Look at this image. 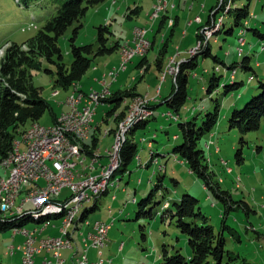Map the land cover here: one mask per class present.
I'll return each instance as SVG.
<instances>
[{
    "label": "rangeland",
    "instance_id": "1",
    "mask_svg": "<svg viewBox=\"0 0 264 264\" xmlns=\"http://www.w3.org/2000/svg\"><path fill=\"white\" fill-rule=\"evenodd\" d=\"M64 1L65 0H30L29 2L31 4L26 7L21 5L18 0H0V48L4 47L7 42H17L22 44L27 41L46 23L48 19L52 18L57 13ZM157 2L158 0L156 3ZM192 2L198 3L199 8L197 9V12L202 15V17H206L210 13L211 8L216 5L217 0H191L190 4ZM248 2H250V11L257 15V18L255 17V19L251 20L248 28H259L261 33H264V0H235L236 6H243ZM180 4L183 6L184 0H181ZM138 5L143 6L140 15L138 17L134 15V19H127L125 14L129 12L128 8L132 9ZM151 5L152 0H107L98 5L89 7L86 15L81 18L80 22H76L69 27L66 33L59 38V46L64 55L65 63L70 66L73 60L69 39L73 35V29L76 25L82 24L76 38V43L78 45H86L90 43L95 44L97 27L103 24L110 25L111 30L114 32L113 40L119 37L124 39L130 34L133 25L139 23L141 18L145 19L148 8H150ZM204 5H207L205 10L201 7ZM170 6L171 3L169 1L168 8ZM150 15L149 21H151V26L155 24L156 27L155 32L149 33L148 36L152 39L156 36L160 38L159 34L161 32H158L160 20H158V22L156 20V22L152 21L150 20ZM213 16L216 15L213 14ZM231 18V16L226 18V27L223 29V32L218 35L220 38L219 42L214 41L215 38L217 39V35L214 36V39L211 40V47L213 48V55H217L227 66H231L236 62L237 81L243 79L244 85L227 95L223 94L221 87L219 88L220 93L209 95L207 92V86L209 78L213 73L216 72L218 76H222L221 85L233 81L229 75L224 73V64L215 62L213 57L210 56L206 58L200 57L198 67L194 71L199 74V79L194 78L193 72L191 73L189 88L190 99L182 111L179 114L171 111L174 117L167 118L161 114V111L167 108L161 106L157 108L156 118L154 117L150 120L148 127L146 129H140L136 133L135 140L138 143L139 154L143 157L142 164L145 165L151 158V150L148 148V143H146V141H148L152 142L154 145V152L161 155L167 154L166 157H159L161 164L165 165L167 170H160L161 164L155 160L150 162L149 167L147 166L148 168H140L138 167V159L135 158L129 165L128 171L123 175L119 174L116 177L117 180H121L120 186L123 190H127L129 197H127V193L119 188L116 191L118 196L117 200L111 201V198L109 197L113 196L114 190H109L111 195H108L109 197L104 196L99 203L98 210L92 213L88 218V220L93 223L99 218L104 220V218L110 217L106 209L108 205H112L117 214L121 216L117 221L116 218H114L116 221V225L112 229L114 237L110 236V242L108 239L106 244L107 246L108 242L109 245L116 242L113 246H117V244L119 246L122 241L125 243L124 251L122 253H118L116 249L111 248L114 264L117 262L118 264H162L164 248H166L171 254L179 250L180 253L187 257V252H191L188 236L177 227L175 221H171L170 218L163 220V215L167 211L164 208V203L167 201L172 205L173 202L178 201L185 193L192 194L200 200V208L209 218L210 223L214 226L215 232L222 234L225 237L227 250L232 251L234 254H241L243 257L247 258L248 264H264V121L259 130L247 134H242L237 128H231L229 124V118L232 111L235 108H243L247 102L260 93L258 87L259 83L264 81V61L262 62L258 57L261 54L264 60V50H262L264 47V39L262 40L256 36L252 30H248V32L246 31V33L243 34L242 38H245L247 42V45L244 46V48H241L243 52L245 51L244 55L252 53L255 46V50L250 56L252 66L256 73H258V77H254L252 82H249V77L253 75V72L246 70L241 66L243 56L239 57L242 54H240L239 51H236L238 27L235 28L234 34H226L227 29L232 26ZM192 22L193 20L191 23ZM32 23L36 24L37 28L29 29V26ZM255 25H258V27ZM140 26L141 25H135L133 27L132 38L129 40L126 39L128 42L125 41L124 44L133 41V30ZM203 27H205V25L200 28ZM23 28L25 30H23ZM145 28L147 29L148 27L145 26ZM168 29L169 27H165L163 34H165V30L167 32ZM170 33L171 31L167 32L168 38L171 37ZM170 42H173V39ZM124 44L121 46V49ZM151 47L152 42L150 48ZM0 51L4 52L3 49ZM3 52H0V57ZM149 52L150 49H148L147 54ZM153 53L154 52L151 51L148 57H150L152 67H156V63L152 60ZM117 55H119V52L115 51L106 56L114 57ZM136 59L138 61V59H140L139 56H137ZM41 61L42 68L33 71L34 83L36 86L42 88L43 95L46 98H48L51 92L52 94L57 95L58 91L61 90L60 94L49 98L50 101L52 100L54 110H58V108H56L57 102L63 101L62 98H64V95L68 94L69 91L64 89L53 90L52 76L46 73L45 69H54L55 65L45 59H41ZM179 61L180 59L175 61L174 64H178ZM257 62L262 64L261 68L256 66ZM172 63L173 59H171L170 64L173 65ZM118 67L119 64L113 67V69ZM118 70H120V67ZM141 70L142 69L133 67L131 73L129 72L130 74L125 76L127 77L129 75L125 81V77L121 78V75L118 74L120 75L119 80L111 86V89H120L121 85L124 84L126 85V88L137 84L139 89H145L148 84L153 83V86L156 88L160 85L166 96L171 94L173 87V76L171 74L165 77L166 81L161 82L160 77H157V71L153 68L144 76L142 75ZM205 70L208 72L206 73ZM220 71L222 72L220 73ZM133 75L137 76V81H132ZM114 80L116 81V77ZM202 80H204L203 84L201 83ZM192 89H194V91H192ZM71 93L72 91L70 94ZM69 95L67 96L65 103L70 97ZM213 99H219L221 103L219 123L214 128L212 134L206 135L202 139L200 146L205 150L210 169L215 172V179H218L221 182V187L224 190H228L231 193L233 200L237 202L235 204L236 206L229 209L228 214L226 215L224 213L225 210H227V207L221 200L214 196L211 190L205 188L203 179L197 174L191 172L187 161L182 164L180 161L175 160L174 157L168 159V156L171 154L174 147L182 143L181 130L178 124L185 120H192L195 117H197V123L201 124L206 112L214 109L215 103ZM132 104L133 103L129 102V109ZM109 108L108 103L101 104L94 117V123L101 125L103 135L110 127L114 126L113 123L106 124L103 122V117ZM188 108L195 110H193L192 114L186 115L188 113ZM130 110L127 111V113H129ZM39 123L43 127H49V125L53 123L51 111H47L40 119ZM167 131L168 133H166ZM155 135L157 137L154 139ZM177 135L180 137L178 138ZM175 136H177L178 139L175 138ZM241 138L244 139V143H241ZM114 139V136H108L106 139L108 145L111 146V142H114ZM140 139L142 140L140 141ZM209 140L210 143L207 142ZM207 143L208 145L206 146ZM241 148L244 160L243 162H238L236 154L238 149ZM99 149H101V147H99ZM24 150L25 148L23 147L22 151ZM180 159L182 160L183 158ZM222 159H224V165L222 164ZM165 161H167V164ZM130 171H132L131 174L129 173ZM173 172H176V175L173 174ZM3 175L4 172L0 171V176ZM159 175H165V177L162 188L156 191L157 194L154 203L158 200H163L164 196H166V200L163 201V204L161 205L152 204L155 212V217L153 219H137L136 212L138 210V204L142 199L147 198L151 190L154 189L155 185L158 183ZM173 179L178 180L179 183H175ZM41 185H43V182H41ZM28 188L29 186L27 185V189ZM70 194V188H65L61 198L63 199ZM22 196H24V193ZM133 197H136V199ZM22 198L24 199V197H21L15 203L18 202L20 204L23 200ZM134 200L136 202H134ZM25 204H28L27 206L31 207L29 202ZM92 204L93 203H90L87 206L90 207ZM127 204L129 207H124V205ZM150 207L151 206H149V208ZM121 209H124V214H121ZM128 211L129 215H126ZM51 224L58 228L61 227V229H66L69 226H65L69 225L70 222L65 221L64 223L61 219H54L50 221V225ZM142 225L146 226V240H143L142 238L140 230V226ZM225 225H227L228 228L224 227ZM34 226V223L27 225L31 230H33ZM42 227L43 225H40L38 229H41ZM87 228V226L82 227L83 230H87ZM80 238V233L77 232L75 234V240L80 241ZM80 245L82 246L81 241ZM80 245L78 244V247L82 248ZM15 246H17V244H15L11 231L3 234L0 233L1 264H17L18 256L16 253H21V251H15ZM12 251H15L13 255H16L17 257L11 254ZM103 251L106 253L109 250L104 248ZM6 253L10 255H7ZM106 258L105 255L103 260L106 262L108 260L113 261L111 258Z\"/></svg>",
    "mask_w": 264,
    "mask_h": 264
},
{
    "label": "trees",
    "instance_id": "2",
    "mask_svg": "<svg viewBox=\"0 0 264 264\" xmlns=\"http://www.w3.org/2000/svg\"><path fill=\"white\" fill-rule=\"evenodd\" d=\"M29 1L30 0H18L21 5L26 7L31 4ZM105 1L107 0H65L57 13L52 18L48 19L27 41L22 44L7 42V44L2 47L4 52L0 57V165L8 159L13 152L15 140L21 138L32 124L39 123L40 119L47 111H51L53 123L56 122L58 117L55 114L52 102L43 95L42 88L36 86L34 83L33 71L42 68L41 59H45L55 65L54 69H45V72L52 76L53 89L59 88L68 90L72 85H78L79 81L91 68L94 59L99 56L112 54L121 49V38L113 40L114 32L111 30L109 24H103L97 27L95 44L78 45L76 43V38L79 29L82 27V24H79L74 27L73 35L69 39L73 59L72 63L68 66L64 61V55L59 46V38L66 33L69 27L76 22H80L81 18L86 15L89 7ZM219 2L220 0H217V4L211 9V12L217 10ZM224 6H226V9L224 11L221 10V15H224L223 27L218 33L223 32V29L226 27L225 20L231 16L232 26L227 29L226 34H234L235 28L238 27V29H244L245 32L252 30L256 36L262 40L264 39V33H261L258 28H248L250 24H247V19L251 14L250 2L243 6H236L235 0H224ZM227 8L230 9L226 13ZM140 12L141 6L138 5L132 9L130 8L129 12L126 14L127 17L134 18L139 15ZM214 15H216V12ZM212 22L213 18L208 24L210 25ZM164 23L165 20L163 19L161 24L163 25ZM200 29L201 28H199V30ZM160 31L161 30H158V32ZM200 37L202 36L198 32V38ZM211 40L212 39L207 42L199 54L190 56L188 59L179 62L178 73L173 76L172 92L169 96L164 97L160 103L151 104L154 113L157 106L160 104L166 107L167 111H173L177 114L186 106L190 99L189 88L191 73L197 69L200 55L204 57H213L215 62H220L227 66L223 61L219 60L218 56L211 53ZM168 46L169 41L166 39L160 50V56L156 60V67L161 72V76L167 68L163 69L162 65L163 58L168 52ZM244 53L245 51L243 52L242 50L240 53L242 55H238L239 57L243 56L241 66L246 70L255 72L250 63L251 56L244 55ZM145 59L146 57L140 62L142 68H144L143 63ZM236 66V62L231 66H227L229 68H235L233 75L227 74V68H225L224 71V73L229 75L232 79L233 82L231 83L221 85L222 76H218L216 72L212 74L207 86L209 95L220 93V87L222 88L223 94L227 95L244 85L243 81H236ZM148 69L149 67L146 68V70ZM205 72L207 73L208 71ZM221 72L222 71H220V73ZM253 77H255V75L252 76V80ZM249 82H251L250 78ZM258 88L260 89V93L247 102L243 108H235L229 118L230 127L239 129L242 134L259 130L264 121V81L259 83ZM139 96H142V94L136 93L135 85L132 88L112 91L111 96L105 100L104 103H108L110 108L105 113L103 122L106 124H114L113 127L108 129L109 135L114 136L116 134L118 130L117 126L127 117L126 114L129 109V102H132V100ZM213 101L215 103L214 109L206 112L201 124L197 123V117L178 124L181 130L182 143L175 146L171 153L186 160L191 172L203 179L207 189L211 190L214 196L221 200L227 207L224 213L226 215L229 209L236 206L235 204L237 202L233 200L228 190H224L221 187V182L215 179V172L210 169L205 150L200 146L202 139L206 135L212 134L214 128L219 123L221 103L219 99H213ZM155 116L156 115H154V117ZM150 120L136 123L128 132L126 142L123 144L120 151V166L116 172V177L128 171L129 165L134 161L136 155H138L139 147L135 140L136 133L140 129H146ZM101 132V125H98L92 134L90 140L91 144H86L85 147L83 145L84 148H89L88 152H84V154L91 152L90 148L92 150L98 149ZM166 133H168V131ZM241 143H244L243 138H241ZM207 145L208 143L206 146ZM151 154V161H158L156 152H154L153 149H151ZM90 156H93L92 152ZM236 157L238 162H243L244 156L242 154V148L238 149ZM148 164L149 162L145 164V168ZM163 177V175L158 176V183L155 185L154 189L151 190L147 198L139 202L136 212L137 219H153L155 217V212L152 204L161 205L163 201L166 200V196H164L163 200H158L154 203L157 194L156 191L163 186ZM173 180L177 183L175 179ZM149 206L151 207L149 208ZM97 207V203H94L89 208H86L81 219H88L87 217L94 213ZM164 208L167 211L163 215V220L170 218L171 221H175L177 227L188 236L191 255L186 257L180 253L179 250L171 254L164 248L162 264H248L247 258L239 253L234 254L232 251L227 250L225 237L215 232L214 226L200 208V200L196 196L185 193L178 201L173 202L172 205L166 201L164 203ZM57 218H59L58 215L42 217L41 219H35L30 214L5 216L0 212V233L22 229L30 223L44 224L47 220ZM224 227L228 228L227 225ZM145 229L146 226H140L143 240L147 238Z\"/></svg>",
    "mask_w": 264,
    "mask_h": 264
},
{
    "label": "built area",
    "instance_id": "3",
    "mask_svg": "<svg viewBox=\"0 0 264 264\" xmlns=\"http://www.w3.org/2000/svg\"><path fill=\"white\" fill-rule=\"evenodd\" d=\"M160 9L161 5L155 6V13H153L150 20L155 21L160 17ZM225 9L224 0H220L217 10L213 12L214 14L216 12V18L214 17L210 25L208 24L199 30L202 37L198 38L196 45L189 49L188 53L191 56H195L202 51V46H205L207 35H211V28L215 26L216 22L221 21V10L224 11ZM256 16V14L251 13L247 19V24H250L251 20ZM196 21L201 22V17L198 16ZM148 31L149 29L147 28L143 33H136L135 42H130V49H128V52H125V61L120 66V70H111L112 82L114 75H118L123 69H127L132 59L142 55L145 48L150 46L151 41L147 36ZM243 31L244 29H238L236 51H242L240 41L243 37ZM174 63L169 73L172 76H175L179 70V63ZM234 70L235 68L227 67V73L233 74ZM197 76L193 72V77ZM160 80L163 82L166 81V78H160ZM250 80H252V76ZM107 84L103 81L104 87L101 90H96V97H103V103L112 93L110 86ZM143 99H146V106L141 107L140 111H135V115H132L131 118L141 114H154L149 95L144 94ZM74 102H81L83 104V117H74ZM89 104H96V99L87 98V92L82 89L76 90L75 100L71 104V111H64L63 115L57 117L55 123L49 125V128L46 129L43 135H40L39 138H34L31 150L27 153L26 162H21L17 167H12L10 180L5 184V195L1 199L3 207H9L13 203L14 194L19 190L27 189V184L31 180H38L40 177L57 178V185L54 188L41 191V197L37 199V202L29 203L31 207H28L27 204L23 212L49 209L55 205L71 206V217H74V225L70 226L69 229H73L74 232H80L82 246L80 245V241L76 240L75 244H68L66 241V229H61V227L59 228L60 235L39 238L36 229L31 230L26 226L18 231H11L13 236L22 235L24 237L23 242L15 246L16 251H21L22 264H36L37 256L43 252L51 254L52 259L46 256L43 258L41 264H66L67 260L63 252L67 249L73 250L72 258L74 259V264H103V249L106 246L109 230L114 225V218L116 217H113L110 221L97 219L93 223L88 219L81 218L83 211L88 207L87 205L90 203L94 204L104 194V183L114 185L112 200L117 198L116 191L120 188L121 180H116V172L119 169L120 146L125 137L123 131L119 144L113 149H108L106 155H100L110 156V164H104L103 167H95L96 158H93L92 170H85L83 166V153L88 152L89 148L78 146V139L91 138L92 133L96 130V128H93V112H88ZM99 106L96 105V112ZM164 116L167 118L174 117L171 111H166ZM69 131H80V138H69ZM59 134H67V143L64 147H57V137ZM207 142L210 143V140ZM149 147L153 148V145L150 144ZM138 156L139 153L135 158L137 159ZM222 164L224 165V159H222ZM28 165H35L36 176L27 175ZM164 169H166V166L160 165V170ZM75 172H89V180L86 183L65 186V177ZM65 188H70L71 194L62 199L61 195ZM50 221L49 224H41L43 227L40 230L43 231L48 227ZM84 226L90 229L83 230L82 227ZM78 244L82 248H79ZM90 248L98 249V260L90 262L88 255Z\"/></svg>",
    "mask_w": 264,
    "mask_h": 264
},
{
    "label": "crops",
    "instance_id": "4",
    "mask_svg": "<svg viewBox=\"0 0 264 264\" xmlns=\"http://www.w3.org/2000/svg\"><path fill=\"white\" fill-rule=\"evenodd\" d=\"M156 1L157 0H152V5H151L150 8H148V11L146 13L145 19H142L141 18L139 20V23L135 24V25H141L140 27H142V28L143 27L145 28V26L148 27L149 31H148L147 36L149 35V33H151V32L154 33L155 32V27L156 26H155V24L153 26H151V21H149V15H150V13H152V10H153V7H154ZM169 1L171 3V6L168 8V10L165 13H162L161 14V17L159 19L156 20L157 22H158V20H160L159 21V27H158V30H161L160 31L161 33L159 34V37L160 38H158V36H156V37H154V39H152V38H150L148 36V38L151 40V42H153L150 52L151 51L154 52L153 53V56H152V60L154 61V63H156V60L160 56L159 55L160 54V50H161L163 44L165 43V40L168 39V41H169V46H168V49H167L168 50V52H167L168 53L167 54L168 56L167 55L164 56V58H163V65H162L163 69H165L167 67L166 70L172 66L170 64L171 63V59H173V63H174V58H175V61H178L180 59L179 62H181V61H183L185 59H188L190 57L188 51H189V49L191 47H194L196 45V43H197L199 28L201 26H204V25L206 26L210 21H212V18L214 20V16L212 17V15L214 13L211 12V10H210V13L208 14V16L202 17V15H200L197 12V9L199 8L198 7L199 6L198 3L192 2L190 4V1L191 0H184L183 6L180 4V1L181 0H169ZM173 4H174V6H173ZM216 4H217V2H216ZM201 7L204 8V10H205L207 8V5H204V6H201ZM128 9H130V8H128ZM177 9H179V10H177ZM142 10H143V6H141V11ZM140 13H139V15H140ZM139 15H137V17ZM198 16L201 17V22H198V21L195 20V18L198 17ZM125 17L127 19H134V18L127 17L126 14H125ZM170 18H172V19H170ZM163 19L165 20V23L162 25L161 24V21ZM192 20H193V22L191 23ZM135 25L132 26L130 34L127 35L124 39L122 37H119V38H121L122 45L124 44L125 41H127V40H129V39L132 38V36H133L132 29H133V27ZM255 26L258 27V25H255ZM165 27H169V29H168L167 32H170V31L172 32V35L170 33V36L172 38L171 37L170 38L167 37L166 30H165V34H163V32H164L163 30L165 29ZM221 33H218L217 34V39L216 38L214 39L215 42H219L220 38L218 37V35L221 34ZM172 39H173V42H170ZM254 50H255V46H254V48L252 50V53H253ZM262 50H264V49H262ZM118 52H119V55L114 56V57H112V56H99L96 59H94L91 68L87 71V73L84 75V77L79 81L78 85H76V86H73L72 85L68 89V91H69L68 94L64 95V98H62L64 102L63 101L57 102V107L56 108H58V110L57 109L54 110L55 111V114L57 116L63 115L64 114V111H68V107L65 104V100H66L67 96L70 94L71 91H72V93L69 95L70 97H72V96L75 95L76 90H81L82 89L83 91L87 92V94L88 93H91L93 91H96V90H101L104 87L103 81H104V83H108L107 85H109L110 86V89H111V86H113L116 82H118L119 76L121 75V78H123L127 74H130L131 73V69L133 67H136L138 69H142L141 71H142V75L143 76L153 68L154 70L157 71V73H156L157 74V77H160V71L158 70V68L157 67H152V65H151L150 57H148V55L150 53L149 52L146 56H143L142 58L139 57L140 59H138V61H137L136 57H134L132 59V61L129 63L128 68L126 70H124V71H121L119 73L120 75H117L118 77L117 76H114V78L116 77V81L113 78V82H112V76L110 74L111 73V70L113 69V67H115L118 64H119V67H120V64H121V49ZM211 53L213 54V48L212 47H211ZM252 53H250L248 55H251ZM227 55H229V54H227ZM215 56H217V55H215ZM144 57H146V59H145V61L143 63L144 64V68H142V65L140 64V62L143 60ZM200 57L206 58L207 56L204 57V56L200 55L199 58H198V64H199ZM258 59L261 60L262 62L264 61L261 54L259 55ZM219 60H220V58H219ZM220 61H222V60H220ZM251 62H252V60L250 61V63ZM251 66H252V63H251ZM256 66L259 67V68H261L262 64L260 62H257ZM119 67L118 68H115L113 70H116V69L118 70ZM147 67H149L148 70H146ZM164 72H166V71H164ZM194 73H196L198 75L197 77H194V78L199 79V74L197 72H194ZM253 73H254L253 75H255V77H258V73H256V71L253 72ZM168 75H166V76H168ZM253 75H251V76H253ZM127 77H125L124 81L127 80ZM136 77L137 76H134L133 75L132 76V81L133 80L134 81H137V78ZM236 81H237V78H236ZM241 81H243V79ZM201 83L203 84L204 83V80H202ZM52 85H53V83H52ZM135 85H136V93L137 94H139V93L142 94V97H143L144 94H148L149 95V98L151 99V103L152 104H158V103L161 102V100L164 97H166V95L164 94L163 89H162V87L160 85L156 88L155 86H153V83H151V84H148L145 89H139L138 86H137V84H134V85L129 86L128 88H132ZM202 87H204V86H202ZM128 88H126V85L124 84V85H121L120 89H117V90H124V89H128ZM117 90H112L111 89V91H117ZM192 91H194V89H192ZM60 93H61V90L58 91V94H60ZM57 95H54L51 92L50 95L48 96V99L50 97H54V96H57ZM51 102H52V100H51ZM161 106H162V104H160L159 106H157V108H159ZM157 108H156V110H157ZM156 110H155L154 115H156ZM166 111H167L166 109L163 110V111H161V114L164 115V113ZM187 111H188V113L186 115H190V114L193 113V110L192 109H189L188 108ZM154 115H153L152 118H154ZM97 126H98V124H95V123L93 124V128H96ZM108 136H110V135H107L106 133H104V135H103L102 132H101L100 140H99V144H98V149L97 150H92L90 148L92 154L94 152H98V151H99L98 152L99 153V156L100 155H106L107 154V150L108 149H111V147L114 144V142L112 141L113 142V143L111 142L112 145L111 146L108 145V143L106 141V139H107ZM177 136H179V135H177ZM135 139H136V137H135ZM90 140H91V138L88 141L85 142V145L86 144L87 145H90L91 144L90 143ZM146 143H148V141H146ZM149 146L150 145L148 143V148H150ZM99 147H101V149H99ZM153 149H154V145H153ZM150 150H151V148H150ZM220 151H221V149H220ZM91 152H89V157H91L90 156L91 155ZM156 156L158 157V161L160 162V158L159 157H161V156L162 157H166L167 154L161 155L159 153H156ZM170 157H174L175 160L180 161V163H182V164L186 163V160L185 161L183 159L181 160L180 159L181 157H179L177 155H174L173 153L169 154L168 159H170ZM141 158H140V160H141V164H142L143 157L141 156ZM99 160H100L101 164H103V165L104 164H108V158L100 157ZM148 161H149V164H150L151 158ZM210 161H211V159H210ZM165 163L167 164V161H165ZM141 164H139V167L140 168L145 167V165L142 164V166H141ZM149 164H148V167H149ZM160 164H161V162H160ZM148 167H146V168H148ZM166 170H167V168L164 169V171H166ZM129 173L131 174L132 171H130ZM173 174L176 175V172H173ZM163 176L165 177V175H163ZM164 177H163V179H164ZM175 181H177V184L179 183L178 180L175 179ZM120 185H121V183H120ZM121 189L122 188L120 186V190ZM123 192L127 193V190L124 189ZM108 195L110 196L111 193L110 192L105 193L98 200L95 201V203H97V205H98L97 210L99 208V203L101 202V199L104 196H108ZM126 195H127V197H129V193H127ZM109 198H111V201H116L117 198H118V196H117V198L115 200H112V197L111 196ZM133 198L136 199V197H133ZM134 202H136V201L134 200ZM127 206L129 207L128 204L127 205H124V207H127ZM87 208H89V207H87ZM106 209H107L108 215H110V217L104 218L105 221H110L112 217H116V221H117V219L119 217H121L119 214H117L116 210L113 209L112 205H108ZM120 212H121V214H124V209H121ZM126 215H129V211L127 212ZM10 216H14V215H10ZM87 218H89V217H87ZM57 219H61V218L59 217ZM99 219H101V218H99ZM116 221L114 219V225L109 230L108 239H109L110 236L114 237V233H112V229L116 225ZM40 225L41 224H35V226L33 228V230H35V229L37 230V232H38L37 235H38L39 238H41V237H47V236H58V235H60V229L57 226H53L51 224L48 227H46L43 231H41L40 229H38ZM87 229L89 230L90 228H87ZM76 233L77 232H74L73 229H72V231L70 230V235L72 236V239H73L74 244H75V234ZM1 234H3V233H1ZM13 239L15 241V244L20 245L23 242L24 237L22 235H16V236H13ZM109 242H110V239H109ZM109 242H108V245L106 247H104L105 249H108L109 250L106 253L103 251V257L104 258H105V255H106L107 258H111L112 259V257H113V254L112 253L113 252H112L111 248L112 249H116L118 253H120V252L122 253L124 251L125 243L123 241L119 244V246H118V244H117V246H113L114 244H116V242L114 244H111L110 243L111 245H109ZM6 254L7 255H10L8 253H6ZM88 254H89V260H90V262L96 261L99 258L98 249H96V248H90L89 251H88ZM16 255L18 256L17 264H22V258H21L22 257V254L20 252H18V253H16ZM16 255H13V256H16ZM63 255H64V257L67 260L66 261V264H74V259L72 258V256H73V250L72 249L65 250L63 252ZM190 255H191V252H187V256H190ZM46 256L52 259V255L51 254H48V253L43 252L39 256H37V260H36L37 263L36 264H41L43 258L46 257ZM108 261H109V263H108ZM108 261L105 262L104 264H114V260L112 261V263H111V260H108ZM116 264H118V262Z\"/></svg>",
    "mask_w": 264,
    "mask_h": 264
},
{
    "label": "bare ground",
    "instance_id": "5",
    "mask_svg": "<svg viewBox=\"0 0 264 264\" xmlns=\"http://www.w3.org/2000/svg\"><path fill=\"white\" fill-rule=\"evenodd\" d=\"M160 5H161V9H160V16H161L162 13H165L168 10L169 2L167 0H158V2L155 4V6H160ZM155 6L153 9V12L150 15V18L152 17L153 13H155ZM229 9L230 8H227L226 13L228 12ZM223 19H224V15H221V21L216 22L215 26L211 28V35H207V37L205 39V45L207 44V42L210 39H213V37L216 33H218L221 30V28L223 26ZM36 27L37 26L34 23H32L29 28H36ZM145 30H147V29L141 28V27H136L134 30V38H133L132 42H135L136 33H143V32H145ZM245 33L246 32L244 30L243 34H245ZM240 43H241L240 48H243L246 45L245 38H241ZM150 46H151V43H150ZM150 46L146 47L144 52L142 53V55H140L139 57L142 58L143 56H146L148 49L151 50ZM203 47H205V46H202V48ZM128 49H130V43L124 44V46L121 49L122 53H121V64H120V66L124 64L125 52H128ZM0 52L2 53L3 51H0ZM239 52L241 53L242 51H239ZM171 68H172V66L170 68H168L166 70V72L163 73V75H162L163 78H165L166 75H168L170 73ZM225 68H227V67H225ZM124 70H126V69H123V71ZM234 72H235V70H234ZM234 72H233V74H234ZM227 74H232V73H227ZM114 76H116V75H114ZM250 81H252V80H250ZM87 98L96 99V104H89L88 105V112H93V124H94V117L96 115V105L103 104V97H96V91H93V92L87 94ZM74 100H75V95L72 97H69L67 99L65 104L68 107V111H71V104ZM131 103H133V104L130 106L131 110L129 109L130 112L127 113L126 119L118 125V130H117L116 134L114 135V138H115L114 144L111 147V149H113L115 146H117L119 144V142L121 141V134L124 131V137L125 138H124V140L120 146V151H121L123 144L126 142V136H127L128 132L131 130V128L136 123L146 121V120H150L154 115V114H141V115H138L136 117L131 118L132 115H135V111H140L141 107L146 106V99H143L142 96H139V97L135 98ZM74 117H83V104L81 102H74ZM48 128L49 127L41 126L39 123L32 124L29 127V129L26 131V133H24V135L21 138H19L18 140H15L13 152L8 157V159H6L0 165V171L4 172V175L0 176V212L5 216H10V215H15V214L16 215L30 214L35 219H37V218L41 219L42 217L58 215L64 223H65V221H69L70 224L65 226V227H68V226L70 227V226L74 225V217H71V206L55 205L49 209H38V210L29 211V212H23L25 207H26L25 203H27V202L36 203L37 199L39 197H41V191L47 190L49 188H54L57 185V178L40 177V178H38V180H31V182L27 184L29 186L28 189L19 190L14 194L13 203L9 207H3V203L1 200L5 195V184L7 181L10 180V173L12 172V167H17L21 162L27 161V153L31 150V145L34 143V138H39V136L43 135V133ZM106 134L109 135V130L106 131ZM155 137L156 136H154V138ZM69 138H80V131H69ZM89 139L90 138L78 139V146L83 147V145H84V147H85V142L88 141ZM66 143H67V134H59V136L57 137V147H64V145ZM151 143H149V145ZM23 147L25 148L24 151H22ZM151 149H153V148H151ZM98 152H94L93 156H91V157H89V153L88 154L86 153L87 155L83 153V166H84L85 170H92L93 158H96L95 159V167H103L104 166L103 164H101V162L99 160L100 157L108 158V164H110V156H99ZM139 156L137 158L138 164H141V160H140L141 156L140 157ZM119 166H120V152H119ZM27 175L28 176H36L35 165H28ZM88 180H89V172H75L74 174H68L65 177V186H72L74 184L86 183ZM41 182H43V185H41ZM111 189L114 190V185H111V183H104V194L108 193L109 190H111ZM23 193H24V196H22ZM21 197H24V199L22 198L23 200L21 201V203L20 204L18 202L15 203ZM112 198H113V196H112ZM44 224H49V220H47L46 223H44ZM69 227L66 228V241L68 244H74L72 236L70 235L71 229H69ZM18 230L19 229H15L13 231H18ZM107 241H106V244H107ZM14 252L12 251L11 254L13 255ZM105 262L106 261L103 260V264Z\"/></svg>",
    "mask_w": 264,
    "mask_h": 264
}]
</instances>
